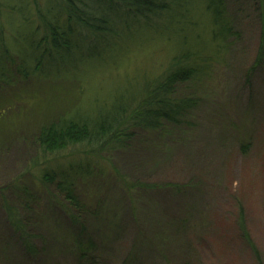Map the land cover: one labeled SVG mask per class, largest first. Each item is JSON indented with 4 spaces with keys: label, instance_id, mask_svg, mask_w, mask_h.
<instances>
[{
    "label": "rangeland",
    "instance_id": "374dc122",
    "mask_svg": "<svg viewBox=\"0 0 264 264\" xmlns=\"http://www.w3.org/2000/svg\"><path fill=\"white\" fill-rule=\"evenodd\" d=\"M0 5H5L1 13L9 5L23 7L22 0H0ZM229 5L238 11V0ZM256 14L251 11L254 20ZM20 15L5 13L0 20V36L13 52L25 49L23 40L12 45L11 39L13 31L19 38L25 35ZM236 23L242 38L195 86L199 103L194 119L162 132H140L134 143L114 154L125 176L155 190L138 196L134 213L120 187H111L106 207L120 224L103 239L85 216L96 247L82 260L76 229L59 209L48 206L49 196L58 198L50 185L38 181L41 169L35 164L45 154L35 141L37 132L78 106L108 97L125 78L162 68L171 46L155 41L116 69L97 70L95 65L77 78L63 74L57 80L0 82V191L8 189L2 194L15 212L10 216L0 194V264H125L137 241L142 242L138 264H264V65L252 68L260 27L255 21ZM17 180L42 198L32 203L35 213L25 210L10 190ZM19 215L30 222L37 255L22 248L11 223Z\"/></svg>",
    "mask_w": 264,
    "mask_h": 264
},
{
    "label": "trees",
    "instance_id": "16d2710c",
    "mask_svg": "<svg viewBox=\"0 0 264 264\" xmlns=\"http://www.w3.org/2000/svg\"><path fill=\"white\" fill-rule=\"evenodd\" d=\"M22 5L6 6L4 13L0 10V20L5 13H21L25 31L20 38L12 33V45L25 42V49L16 52L0 36V82L7 85L13 79L33 77L57 80L66 74L77 78L95 65L97 70L116 69L135 50L155 41L171 46L162 68L125 78L108 97L78 106L37 132L35 141L45 154L35 164L41 169L38 181L50 185L58 198L48 195V206L59 209L76 229L73 236L82 260L89 248L96 247L90 228L96 225L97 234L106 239L107 230L116 231L120 224L106 207L111 187H120L134 213L138 196L155 190L150 183L125 176L115 165L114 154L134 143L140 132H162L194 119L199 103L195 86L242 38L236 22L259 23L252 68L264 65V0H238L236 13L229 0H22ZM251 11L257 12L256 20ZM23 183L17 180L9 189L25 210L35 213L32 203L42 198ZM4 189L0 194L6 201ZM12 208L6 201L10 216L15 213ZM85 216L95 222L92 227ZM19 217L11 223L22 248L37 255L39 246L30 222ZM241 227L245 228L243 217ZM141 243H131L134 247L125 264L139 263Z\"/></svg>",
    "mask_w": 264,
    "mask_h": 264
}]
</instances>
